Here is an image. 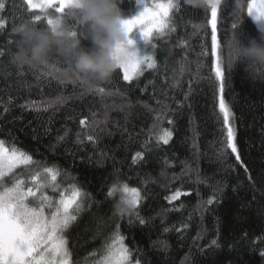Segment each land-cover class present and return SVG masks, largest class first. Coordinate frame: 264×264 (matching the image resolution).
I'll return each instance as SVG.
<instances>
[{
	"label": "trees",
	"instance_id": "1",
	"mask_svg": "<svg viewBox=\"0 0 264 264\" xmlns=\"http://www.w3.org/2000/svg\"><path fill=\"white\" fill-rule=\"evenodd\" d=\"M151 2L161 0H145ZM177 2L174 30L152 40L155 69L131 81L118 70L109 81L90 84L64 75L69 64L55 51L50 67L14 62L19 28L29 21L48 26L45 19L34 22L44 13L25 0H0V140L32 156V175L54 167L61 192L75 185L84 194L83 211L64 233L72 264H98L117 225L133 264H264V72L253 81L242 65L231 71L226 63L233 33L247 45L261 30L246 8L238 12L235 0H222L217 36L241 165L226 148L210 10ZM138 5L122 0L119 7L127 19ZM47 14L61 15L54 8ZM82 45L91 48V39ZM164 129L172 133L167 144L158 141ZM137 152L143 155L134 163ZM122 184L140 190L137 208L122 204L120 191L108 195ZM176 190L182 195L169 202ZM121 205L128 208L122 216Z\"/></svg>",
	"mask_w": 264,
	"mask_h": 264
},
{
	"label": "snow or ice",
	"instance_id": "2",
	"mask_svg": "<svg viewBox=\"0 0 264 264\" xmlns=\"http://www.w3.org/2000/svg\"><path fill=\"white\" fill-rule=\"evenodd\" d=\"M137 2L143 4V10L133 18L127 19L125 27L129 34L135 28L140 29L147 51L146 54H138L134 59L121 66L120 70L123 72V79L126 81L133 80L145 69L157 67L154 55L149 54L148 47L152 45V40L156 37H162L167 31L174 30V28L170 29L171 13L174 9L179 8L177 0H161L154 6H148L145 0H137ZM65 3L66 0H40L39 3L34 2V0H25L29 9L38 8L44 13L43 17L35 15L34 22L45 19L47 26L53 24V18L47 14V10L54 8L56 13L63 16L67 13ZM220 7V0H214V2L210 0L207 8L210 10L211 16L210 20L207 21L211 26V55L215 57L214 72L215 78L219 82V111L227 129L226 148L235 154L236 161L242 165L243 161L236 143V133L229 123L232 110L225 100V73L219 53L220 41L217 36V18ZM3 8L4 4L0 3V9ZM257 10L264 11V0H249L247 15L254 17ZM2 27L3 22L0 21V28ZM236 27L237 25L233 24V28ZM130 42L134 41L131 40ZM202 54L207 56L208 50L205 48ZM98 91L102 92L103 89ZM80 124L84 125L85 120H81ZM77 135L79 136V133ZM171 135V131L164 129L158 135V141L167 144ZM58 139H63V137H58ZM88 140L92 141L93 137L88 136ZM142 155L141 152H137L133 157V162L135 163L138 158H142ZM32 163L31 155L15 147L9 150L5 147V142L0 140V264H72L71 253L67 247L68 242L64 233L77 220V215L83 211L82 196L84 194L80 188L71 185L70 195L61 192L58 201H54L47 194H41L38 197L40 188L45 187V185L38 183L39 173L31 176L32 182L38 184L35 191L32 187L25 186L24 179L15 178L12 180L11 186L5 185V179L13 173L14 169ZM43 172L51 177L52 182L57 180L59 173L54 167H45ZM53 191H56L54 184ZM116 191L121 192V203L129 208H137L142 200L140 190L129 187L127 184H122L118 188L113 186L108 195L111 196ZM181 195L182 193L176 190L172 196L166 197V199L171 202L177 200ZM30 198L39 199V206H32ZM46 202L48 215H45ZM207 203H212V200L210 199ZM122 215L123 212H121ZM140 223H144L142 218ZM212 243L215 244L216 241L213 240ZM98 264H133L132 252L124 244V237L119 233V225L113 233L111 243L105 245L104 254ZM135 264H141L140 260L136 259Z\"/></svg>",
	"mask_w": 264,
	"mask_h": 264
},
{
	"label": "clouds",
	"instance_id": "3",
	"mask_svg": "<svg viewBox=\"0 0 264 264\" xmlns=\"http://www.w3.org/2000/svg\"><path fill=\"white\" fill-rule=\"evenodd\" d=\"M122 0H66L67 15L82 26L78 35L66 23L63 16H54L53 24L39 27L32 22L24 23L18 30V50L13 60L21 66L50 67V54L55 51L63 56L69 68L63 73L82 79L87 83L109 81L121 66L138 55V49L126 31L127 20L119 7ZM193 7L207 9L210 0H186ZM214 2V0H213ZM222 3V0H220ZM238 12L248 14L249 0H235ZM254 20L264 21V11L257 10ZM90 38L91 48H85L82 40ZM227 67L235 71L242 65L253 81L264 72V28L259 39L252 38L248 44L233 33L226 41ZM221 58V63H224ZM121 205L118 212L127 211ZM264 255V253H262Z\"/></svg>",
	"mask_w": 264,
	"mask_h": 264
},
{
	"label": "rangeland",
	"instance_id": "4",
	"mask_svg": "<svg viewBox=\"0 0 264 264\" xmlns=\"http://www.w3.org/2000/svg\"><path fill=\"white\" fill-rule=\"evenodd\" d=\"M34 2L39 3L40 0H34ZM146 4L148 6H154L155 3L151 2L149 4L148 3H146ZM142 10H143V4L139 3L136 13L132 17L127 18V19L133 18L134 16L138 15L139 12L142 11ZM250 18L253 20V22L255 23V25L257 26V28L259 30H261V28H264V21L257 22L256 20H254V18L252 16H250ZM129 37L136 44L137 49H138V54L139 55L146 54L147 48H146V45H145V43H144V41L142 39V36L140 34V29L139 28H135L133 30V32L129 34ZM148 52H149V54L153 53L152 46L148 47ZM34 169L35 168L32 167V166H19L18 168L13 170V173L9 174L8 178L5 179V181H4L5 185L11 186L12 180L15 179V178H19V179H24L25 180V186L26 187H32L33 190L35 191L37 189V187H38V184L32 182V180H31L32 172H30V170L34 171ZM36 173L37 172H33V175L36 174ZM38 183L41 184V185H45V187L40 188V191L38 192V197L41 194H47L48 196L52 197L54 201H58L59 200V198H60L59 194L61 193V190H59V187H60L59 183L52 182L51 179L45 173H42L40 175ZM53 184L56 187V191L55 192L53 191ZM56 192H57V194L55 196H53V194L56 193ZM70 193H71V189H67L64 192L65 195H70ZM30 202H31L32 206H37V207L39 206V203H40L39 199H33V198H30ZM48 214L49 213H48L47 202H46L45 203V215H48Z\"/></svg>",
	"mask_w": 264,
	"mask_h": 264
}]
</instances>
